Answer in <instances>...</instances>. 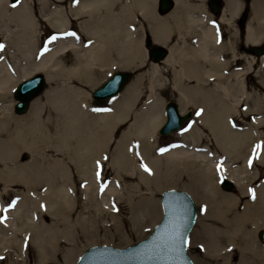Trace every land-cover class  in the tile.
Returning <instances> with one entry per match:
<instances>
[{
  "label": "bare ground",
  "instance_id": "bare-ground-1",
  "mask_svg": "<svg viewBox=\"0 0 264 264\" xmlns=\"http://www.w3.org/2000/svg\"><path fill=\"white\" fill-rule=\"evenodd\" d=\"M64 1L38 0L43 19L59 31L67 30L69 22V16L67 17L64 9L58 5L63 4ZM225 1L218 23H215L213 17L203 11L205 6L203 0H174V7L167 15L156 13V0L70 2L71 12L76 18L88 15L90 19L89 25L82 28L83 32L90 36L91 41L87 49L89 58L84 59L79 53L82 49L75 40L64 42L61 37L52 40L48 49L44 53L41 52L38 35L39 18L34 8L35 4L28 0H20L12 5L9 0H0V33L5 45L2 53L5 57L0 60V163L3 165L0 169V183L2 184V190H0V264H28L27 250L30 248L34 250V264H69L73 257L75 247L73 221L71 223L68 221L74 209V200L73 196L68 195L69 187L64 184L58 186L56 182L60 174L65 173L67 177H70V169L65 163H61V167L52 166L45 169L40 160L42 142L52 141L51 136L48 135L49 132L44 130L48 122H44L43 114L49 108V112L56 116L51 119V122L70 125L80 115L85 119H93L92 123L96 130L111 129L131 113L140 96L139 86H141L142 75H136L126 87L125 92L110 97L113 107L108 111H102L99 107L93 108L88 94L84 95L85 91L69 88L64 96L57 97V94L52 95L51 91L45 93L51 101V106L53 103V109L48 106L47 108L41 99L35 100L36 97L31 101L30 108L24 113L25 115L17 117L10 110L14 101L5 103L1 101L3 96L6 92H10L19 81L36 71L43 72L47 82H54L53 78L56 77L57 66H59L58 56L70 49L75 53L76 63L73 67H67V71L62 67L64 73L68 75L62 78L67 84L80 81L94 87L97 77L93 72V67L103 70L107 66L110 68L132 66L133 68L144 65L142 63L147 56L146 48L144 49L142 45L144 30L140 23L139 26L136 25L135 11L137 10L148 21V30L153 40L170 46L167 56L161 62L170 66L172 86L179 93L178 100L182 112L187 111L184 110L186 106L195 103L199 108V122L212 131L220 144L224 143V151L231 159L226 160L225 163L223 161L219 163L217 160L219 158L210 157L200 150L194 152L191 149L183 150L173 146L164 155L150 157L151 147L157 143H153L154 130L160 126L163 119L167 120V116L159 107L158 97L155 96L156 83L159 82L158 77L162 72H160L159 65L152 62L148 70L149 106L146 111L133 112L132 124L135 126L127 130L117 144V153L112 163L116 169L117 179H120L118 176H122L121 169L126 170L128 163L133 166L132 161L138 163L135 151L125 153L123 150L126 146L129 148L132 146L134 149L133 136L139 138L144 135L146 141L143 143L144 148H140V154L155 176L161 173L162 168L169 171L179 162L188 164L187 172L191 177L189 186L199 197L202 206L205 205V212L208 209L207 213L201 217H207L213 212L217 217L216 222H220V225H216L219 237L215 244L218 250L221 253L224 252L222 250L224 246L221 244L223 242L219 239H223L224 236V239L227 237L228 243H239L243 246L241 247V264H248L252 257L258 260L264 259V246H256L254 243L258 227H264V179L250 192L251 182L257 178V174L251 173L249 162L252 151H257L250 149V146L244 150L247 146L246 132L233 131L226 125L231 117L229 115L231 101L237 97L239 92L247 95V87L242 79L244 73L252 66L255 57L241 55L247 61V65L235 70L230 68V60L227 59L225 52L227 44L222 41L219 23L234 19L242 7V2L241 0ZM251 1L250 9L257 25H254L252 21L247 24L245 42L258 44L264 38V0ZM55 4L57 5L52 7ZM129 18L133 22L128 21ZM171 22H174L178 29H176L178 41L173 43L169 40L173 30ZM132 24L137 26L134 31L127 27ZM137 34H142L140 39L136 38ZM192 36L196 41L189 40ZM112 47H115L118 52V62L114 61L115 59L113 60L109 54ZM138 49L145 55L142 59L138 55ZM233 53L234 57L238 55L237 52ZM9 59L15 63V69L11 68ZM262 59L264 60V57ZM197 129V125L192 126L191 130L183 135L184 138L187 139L196 134ZM184 132L185 130L180 134ZM140 139L143 138L140 137ZM95 142L90 144V157L94 167L91 163L90 166L86 163L83 166L76 162L78 173L81 176L90 177V185L88 184L84 189L86 199L90 202V214L95 212L93 216L90 215V224L97 223L96 220L103 217L107 205L112 211L111 213L107 211L110 216L113 218L117 215L116 208L112 209L110 202L112 199L121 198L120 192L123 189L116 187L115 184L104 185L102 164H99V167L96 164V161L100 163L101 161L97 155L98 145ZM23 149L30 151L32 160L27 162L22 160L25 155ZM193 154L201 157V162L188 159L187 156ZM256 159L261 163L264 162V153L256 156ZM236 162L242 164L237 167L233 166L232 163ZM139 168L141 172L134 168L133 174L137 173L140 178L144 179L147 174L144 173L141 165ZM219 170L221 174L217 176L216 173ZM98 171L100 172L99 178L97 177ZM44 173L50 175L49 181L44 180ZM221 176L231 180L239 193L246 196L241 210L237 209L240 196L232 192V189H225L223 185L221 187L218 184V178ZM9 185L15 187V190L9 188ZM43 187L46 188L45 194L39 192ZM33 193L34 197L31 196ZM13 198L19 202V205L10 209L9 202ZM67 204L70 205L66 208ZM174 205V213L181 221V213L186 208L185 202L178 199ZM48 218L51 220L50 223L47 221ZM176 228L178 235L175 236L180 239L179 223ZM170 237L166 239L168 258L165 263L161 259L160 264H183L182 261H178L180 252L177 238V242L173 243ZM107 259L103 257L94 260V264L99 261L101 264H111L115 261V259H110V261Z\"/></svg>",
  "mask_w": 264,
  "mask_h": 264
},
{
  "label": "rangeland",
  "instance_id": "rangeland-1",
  "mask_svg": "<svg viewBox=\"0 0 264 264\" xmlns=\"http://www.w3.org/2000/svg\"><path fill=\"white\" fill-rule=\"evenodd\" d=\"M30 3L35 4L34 8L37 10V16L39 18L38 24V35L40 36V46L39 50L41 52H45L48 49L49 44H51L53 37L63 38L64 42H69L70 40H75L80 46L79 48L82 49L79 53L84 59L89 58V52L87 49L90 47V36L83 32L82 28L87 27L90 23V19L88 15L81 16L80 18H76V16L71 12L70 2H79L80 0H65L61 7L64 9L65 14L67 17L69 16V22L67 26V30L59 31L54 29L49 25V23L43 19L42 14L40 12L41 5L38 3V0H28ZM10 4H14L15 2L9 0ZM205 6L203 11L206 14L211 15L213 17V21L218 23V19L214 13H212L207 5V0H203ZM242 7L238 11V14L234 19H228L227 21L224 20L219 23V29L222 35V41L226 42L227 47L225 48L226 57L230 60V68L232 70L244 68L247 65V61L244 60L241 55H248L255 57L252 66L244 73L243 76V83L247 87V95H243L241 92L238 93L237 97L232 100V106L230 108V119L228 124L226 125L230 127L233 131L236 132H246L245 138L247 143L244 150L250 149L255 150L257 152L252 151V157L250 159V171L252 174H257V178L252 180L250 192L254 189L256 185L259 184L261 180L264 179V162H259L256 159V156L259 154L264 153V60L262 57L264 56H256L252 54L248 50L249 44L245 42L246 36V27L247 24L252 21L254 25H257L256 22L253 20V14L250 9L251 0L245 1L241 0ZM225 4L226 1L223 0ZM156 13L161 15L157 10V0H156ZM52 5V4H51ZM57 4L53 5L52 7L56 6ZM63 5V6H62ZM171 12V11H170ZM169 12V13H170ZM137 15L136 25L140 23V26L143 28V36L145 38V34L150 33L149 23L148 21L139 13V11H135ZM169 13L163 14L167 15ZM228 16V15H227ZM220 17V16H219ZM229 18V17H228ZM130 22H133L131 18H129ZM172 25V32L170 37V42H177V26L174 22H171ZM128 24V23H127ZM139 26V25H138ZM129 29L134 31L137 26L135 24L127 25ZM177 29V30H176ZM140 33V32H139ZM74 34V35H72ZM136 34V33H135ZM136 38H141L142 34L135 35ZM134 37V36H133ZM144 38H142V45L145 49ZM153 38V37H152ZM264 39V38H263ZM189 40L196 41L195 38L190 37ZM163 44V43H161ZM217 44H219L217 42ZM0 45H3V48H0V60H3L5 57L2 53L4 51V39L0 33ZM138 46H140L138 44ZM167 48H170L169 45H165ZM231 46V48H229ZM140 48V47H138ZM237 52L238 55L234 57V53ZM111 58L114 61L118 62L119 59L118 52L116 48L112 47L109 51ZM138 55L141 57H145L144 53L138 49ZM264 55V54H263ZM11 64V68L15 69L16 67L13 60L9 59ZM59 63L57 66V73L56 77H54V82H46L44 90L36 96L35 100L41 99L42 103L47 107L53 109V103L51 106V101L48 100L46 97V92L51 91L52 95L57 94V97L64 96V93L69 88L80 89L85 91V94H88V99L93 108L99 107L102 111H108L113 107L112 101L110 98L105 99H95L91 96V92L94 88L99 86L103 80H105L112 71L117 69H124L129 70L132 72V78L125 84L121 93L125 92L126 87L132 82L136 75H142V79L140 81V96L139 99L136 101L135 105L133 106L131 113L121 122L113 126L111 129H103V130H96L92 123L93 119H85L82 116L78 115V118L75 119V122H72L70 125H61V122H51V119H54L52 112H49V108L47 109L46 113L43 114L44 122H48V126L44 128L45 131H48V135L51 136L52 141L44 140L42 142V153H41V162L45 169L50 168L52 166H60L61 163L67 164L70 169V177H67V174H60L57 177V185L64 184L65 186L69 187L68 195L73 196V211L69 215V223L72 221V228H73V242L75 243V247L73 250V257L70 260L69 264H73L76 260L78 255L85 249L87 246L92 244H100V243H107L114 246H126L128 244L134 243L140 238L145 237L150 230L152 229L154 223L160 218L161 216V204H160V193L162 190L167 188H179L184 189L191 194L194 198L197 210H198V220L193 226L190 231L188 237V244L187 250L189 255L191 256L193 262L195 264H241V244H230L228 243L227 237L223 236L219 238L223 243H221L224 247V254L218 250L216 247V242L218 233L216 232V225H220V222H216V216H214L213 212L209 214L207 217L202 218L205 212V205L202 206L200 203L199 197L196 193L192 190L189 186V182L191 181V177L188 174V164L186 163H177L175 167L171 170L167 171L165 168H162L161 173L158 176H155L154 173L150 170L146 162L142 160L144 158L140 153V148H144V142L146 141V137L144 135L140 136L143 139L141 140L140 137L133 136L134 141V149L131 146L125 147L123 150L125 153L129 151L132 153L133 151L136 152V158H138V163L132 161L134 166L131 163H128L126 166V170L121 169L122 176L120 179H117L116 169L112 165L114 155L117 153V144L119 143L120 139L122 138L123 134L126 133L127 130H130L132 126L133 120V112H143L147 110L150 101L148 100V93H149V86H148V70L151 66V61L146 56L144 59V65H140V67H115L110 68L107 66L105 69L101 70L99 67H93V72L97 77L95 82V86L91 87L83 82H76V83H66L64 79L68 75L64 73L62 67L66 70L67 67H73L76 63V57L74 51L66 50L62 52L58 56ZM157 64L160 67L159 74V82L156 83V94L155 96L158 97L159 107L162 108L164 114V104L168 100H174L179 103L178 100V91L174 86H172V74L169 65L164 64L163 62L159 61ZM62 69V70H60ZM110 69V70H108ZM60 70V71H59ZM108 70V72H107ZM67 71V70H66ZM110 71V72H109ZM37 72V71H36ZM39 72V71H38ZM61 72V74H60ZM66 76V77H65ZM163 79V81H162ZM48 81V80H47ZM188 84H192V82L186 81ZM159 84V85H158ZM13 89L11 91L6 92L5 96H3L1 101L5 103L14 101V97L12 94ZM142 91V92H141ZM54 92V93H53ZM58 92V93H57ZM118 95V94H117ZM62 99V98H60ZM34 100V101H35ZM33 101V102H34ZM140 103V104H139ZM13 104L11 105V113L17 117H22L25 114H18L13 109ZM231 104V103H230ZM237 104V105H236ZM180 108V103L178 104ZM236 105V107H235ZM30 108V106H29ZM28 108V110H29ZM181 109V108H180ZM198 106L195 103L189 104L185 107L184 110H190L191 115L189 120L185 121L182 125V129L171 131L167 134H160L158 132V128L154 130V145L151 147L150 157L154 158L157 155H164L170 147H177L184 149H191L197 151L200 150L204 154L209 155L217 160L219 163L223 161L225 163L226 160L231 159L224 151L223 144H220L214 137L212 131L202 125L198 120ZM27 112V111H26ZM27 114V113H26ZM56 117V116H55ZM165 118V115H164ZM42 119V118H41ZM85 119V120H84ZM90 120V124H89ZM164 120V119H163ZM163 122V121H162ZM161 122V123H162ZM57 123V124H56ZM136 123V122H134ZM160 123V124H161ZM60 125V126H59ZM197 125V133L187 139L184 138V134L189 132L192 126ZM56 126V127H55ZM183 130L184 133L180 134ZM187 130V131H186ZM93 134L94 138H93ZM144 136V137H143ZM95 139V144L98 145L96 147L97 155L99 157V164L102 168V179L105 186H109L110 184H115L116 187L123 188L121 190V198L112 199L110 202L112 209L116 208L117 215L112 218L108 212H112L109 205H107L106 212L104 211V215L99 220H96L97 223L90 224V215H94L95 212L93 211L90 214V202L86 199V195L84 192L85 187L89 184L90 185V177L88 176H81L78 173L77 166L78 163L83 165L86 163L90 166L93 160L90 157V144L94 143L93 140ZM136 139V140H135ZM92 140V141H91ZM136 142V143H135ZM138 144V145H137ZM168 145H171L168 147ZM92 146V145H91ZM139 146V147H138ZM259 146V147H257ZM25 155L22 160L30 161L32 160L30 151L23 149ZM139 152V153H138ZM259 153V154H258ZM256 154V155H255ZM107 157V159H105ZM188 159L193 161L201 162V157H198L196 154L187 156ZM135 155L133 157V160ZM205 158V157H204ZM223 159V160H221ZM78 162V163H76ZM98 161H96L97 164ZM238 165H237V164ZM232 163L233 166H240L242 163L236 162ZM235 164V165H234ZM94 164H92L93 166ZM139 165L144 169L142 165H147L150 171H145L147 175L144 179L140 178L138 174H133L134 168L138 171L140 170ZM164 165V164H163ZM186 165V166H185ZM3 165L0 163V169ZM61 167V166H60ZM94 167V166H93ZM141 172V170H140ZM221 170L217 171V176L221 173ZM154 175V176H153ZM222 177V176H221ZM220 177V178H221ZM44 180L49 181L50 175L44 173L43 175ZM220 178H218V184H220ZM224 178V177H223ZM254 178V177H253ZM252 178V179H253ZM190 180V181H189ZM9 188L15 190V187L8 186ZM62 187V186H61ZM222 187V186H221ZM253 187V188H252ZM0 190H2V184L0 183ZM21 190V189H18ZM237 196H240V202L238 203V207L241 210L242 204L245 202V197L242 196L237 188L231 190ZM40 193L46 192V188H42ZM36 195V194H35ZM34 197V193L31 194ZM44 196V195H43ZM207 198V197H205ZM10 199V209H14L16 206L19 205V202ZM1 200V199H0ZM208 200V199H207ZM6 201V200H5ZM7 202V201H6ZM88 203V205L86 204ZM211 203V201H210ZM70 204L66 205V208ZM104 205V204H103ZM108 211V212H107ZM82 215V218H81ZM84 216V217H83ZM50 223V218L47 219ZM46 221V222H47ZM91 225V226H90ZM260 228L258 227L254 243L256 246H264L261 240L258 238V231ZM67 241V240H66ZM68 242V241H67ZM220 246V244H218ZM227 253V255H226ZM34 250L30 248L27 250V258L28 264H34ZM264 259H256L252 257L251 261H248V264H258L262 262Z\"/></svg>",
  "mask_w": 264,
  "mask_h": 264
},
{
  "label": "water",
  "instance_id": "water-1",
  "mask_svg": "<svg viewBox=\"0 0 264 264\" xmlns=\"http://www.w3.org/2000/svg\"><path fill=\"white\" fill-rule=\"evenodd\" d=\"M12 1L15 2L17 0ZM173 3V0H158L157 9L161 14L166 13L173 7ZM208 4L216 12L220 11L221 0H208ZM150 44L151 38L147 37L145 40L147 54L153 62L161 61L167 56L169 49L165 47L164 44L153 43L152 46H150ZM248 50L256 56L264 54V39L258 44H249ZM130 78V71L116 70L91 92V96L95 99H104L114 96L122 90L123 86ZM45 83L46 77L42 72L32 73L31 76L19 81L12 92L15 99L13 105L14 111L16 113L26 112L31 100L45 88ZM164 112L167 116V120H164L159 127L158 131L160 134H167L173 130L179 129L183 122L188 120L191 115L190 110L182 112L179 105L174 100H168L165 103ZM220 184L223 185L225 189L231 190L235 188L234 183L226 177L221 179ZM178 199L183 200L186 206L184 212L181 213V221L177 219V215L174 213V204ZM160 204L162 208L161 216L145 237L126 246H114L107 243L92 244L87 246L79 254L73 264H94V260H99L103 257L108 258L107 260L109 261L110 259H115V261H117H113L111 264H118L119 261V264H160L161 259H163V263H165L168 258L166 255V239L171 236L170 239H173V243L176 241L177 237L175 235H178L176 225L178 223L181 228L180 239L177 238L180 252V254H178V256L180 255L178 261H182L183 264H194L187 251V243L189 233L197 218L195 200L191 194L184 189L167 188L160 193ZM258 237L264 243V228L258 231ZM97 264H101V261ZM258 264H264V260Z\"/></svg>",
  "mask_w": 264,
  "mask_h": 264
},
{
  "label": "snow or ice",
  "instance_id": "snow-or-ice-1",
  "mask_svg": "<svg viewBox=\"0 0 264 264\" xmlns=\"http://www.w3.org/2000/svg\"><path fill=\"white\" fill-rule=\"evenodd\" d=\"M72 35H74V34H72ZM53 39H55V37H53ZM0 48H3V45H0ZM257 147H259V146H257ZM105 159H107V157H105ZM97 165H98V167H99V161L97 162ZM142 166L144 167L145 171H150V170L148 169L147 165H142ZM99 176H100V172L98 171V172H97V177L99 178Z\"/></svg>",
  "mask_w": 264,
  "mask_h": 264
},
{
  "label": "flooded vegetation",
  "instance_id": "flooded-vegetation-1",
  "mask_svg": "<svg viewBox=\"0 0 264 264\" xmlns=\"http://www.w3.org/2000/svg\"><path fill=\"white\" fill-rule=\"evenodd\" d=\"M209 7H210V6H209ZM210 9H211V7H210ZM212 13H214L216 16H218L217 19H219L220 13L213 12V11H212ZM146 35H147V36H146V38H147V37H148V34H146ZM146 38H145V39H146Z\"/></svg>",
  "mask_w": 264,
  "mask_h": 264
}]
</instances>
